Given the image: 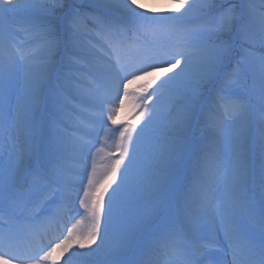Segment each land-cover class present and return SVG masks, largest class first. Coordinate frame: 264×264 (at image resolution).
Masks as SVG:
<instances>
[{
  "label": "snow or ice",
  "instance_id": "snow-or-ice-1",
  "mask_svg": "<svg viewBox=\"0 0 264 264\" xmlns=\"http://www.w3.org/2000/svg\"><path fill=\"white\" fill-rule=\"evenodd\" d=\"M20 11L23 42L6 23ZM162 38L169 58L156 54ZM129 49L139 58L122 59ZM254 102L264 113V0H178L176 12L138 0H0V264H264ZM126 106L135 122L118 126V155L99 175L84 157L81 219L26 255L22 236L38 239L69 207L64 165L82 150L70 122L89 112L111 131ZM210 131L225 135L226 159L206 146Z\"/></svg>",
  "mask_w": 264,
  "mask_h": 264
},
{
  "label": "rangeland",
  "instance_id": "rangeland-1",
  "mask_svg": "<svg viewBox=\"0 0 264 264\" xmlns=\"http://www.w3.org/2000/svg\"><path fill=\"white\" fill-rule=\"evenodd\" d=\"M88 1V0H85ZM73 6H78L77 4L80 3V1L78 0H72ZM84 8V7H82ZM29 15L28 12L25 11H20L14 14H9L8 18H7V27L13 31V34L16 37V40L18 42H23L26 39L25 33L21 28V25L24 21V19ZM257 54H259V50H257ZM161 77H165V74H162ZM83 86L85 88L89 87V80L87 77L84 78L83 80ZM136 87V86H133ZM155 86H153L154 88ZM151 91V89H150ZM122 113L125 115V120L118 122V125L116 126V128H118L119 125L128 123V124H132L135 122V113L129 108V107H125L118 115L121 116ZM83 117V123L80 122H76V123H72L70 122V128L74 129V131H72L70 133V135L72 136V138L76 141V143L78 145L79 142H83L82 145V150H79V154H73V157L77 159V163H80V165H78V168L80 170V176L78 177L77 180V187L75 190V193L72 196L73 201L77 200L76 197V193L79 192V189L81 188V181L84 180V157L87 156V166H88V171L91 170V165L90 163H93V160L91 161V158H95L96 161V166L97 167H105V165H107L108 163L111 162V160H113L118 153L116 152V147L114 148L106 146L104 144V142H102V132H104V128L100 127L99 123L97 120L93 119V117H91L89 112H83L82 114ZM249 121H250V130H249V136L250 138L255 142L257 148L259 146V142L261 139L262 134H264V113L261 112L260 106L259 104H256L255 102L253 103V107L252 110L250 112V117H249ZM109 126H113L111 124H107ZM117 130V129H116ZM89 133V139L84 140L83 137H87L86 133ZM118 134V131H115ZM105 134V133H104ZM8 134L4 133L3 131H0V159L3 160H7V156H8V148H9V142L6 139V136ZM11 135L14 137L15 134L11 133ZM98 141H101V144H99V147H97V143ZM205 144L206 146L215 152L216 156L218 158H220L221 160L226 159L227 155H228V145H227V141H226V137L223 134H217L214 132H208L205 138ZM95 145V146H93ZM102 145V146H101ZM102 148L103 151H99L98 149ZM90 149V151H89ZM111 152L112 156L109 157L108 153ZM70 161L71 158H69L67 156L66 158V163H71ZM64 165V167H65ZM66 172V170L64 169V173ZM210 179H214V177H210ZM222 189L218 186L214 191H213V195H219L220 191ZM79 194L81 195L82 192H79ZM64 214V212H63ZM77 215L79 216L80 214L77 213ZM77 216V218H78ZM75 221H73L72 223H74ZM72 223H68L70 226L72 225ZM90 251V250H89ZM63 264V263H61ZM72 264H79L77 262H74Z\"/></svg>",
  "mask_w": 264,
  "mask_h": 264
},
{
  "label": "bare ground",
  "instance_id": "bare-ground-1",
  "mask_svg": "<svg viewBox=\"0 0 264 264\" xmlns=\"http://www.w3.org/2000/svg\"><path fill=\"white\" fill-rule=\"evenodd\" d=\"M78 1H80V3L77 4L79 7L87 8L88 1H85V0H78ZM45 2L51 4V0H45ZM138 2L146 5L149 8V10H154V11H157V12H176L177 8H178V0H138ZM189 2H191V0H189ZM257 3H258V0H257ZM225 6H227V5H225ZM179 11L183 12L184 9H179ZM177 14H179V13H177ZM198 20H199V18L196 17V16H193V17L189 18V20L187 22L188 26L191 27V26L195 25L196 23H198ZM156 54L161 56L162 58H169V56L171 54V46H170V42L168 41L167 38H162V48L160 50H158ZM120 56H121L122 59L136 60V59L139 58L140 53H138L137 50H135V49H129V50H126V51L122 52L120 54ZM105 59H108V57H105ZM177 71H178V69H177ZM162 74H165V73H158L157 75L161 76ZM147 82H148L147 80H141V81L138 82V84H145ZM153 86H155V85H153ZM249 117H250V115H249ZM124 120H125V115L122 113V115L118 117V122H121V121H124ZM116 126H112L111 127V126L107 125L106 126L107 129H110L111 131H106L105 128H104V132H102V136H103L102 142H104V144L106 146H109V147L113 146L114 148L116 147L117 138H118V134L115 132V131H117L116 130L117 129ZM85 133H86V136H87L86 138H88L89 137V133L88 132H85ZM83 139L85 140V138H83ZM79 144L83 145V142L82 143L79 142ZM99 144H101V141H98L97 147H99ZM73 154H77L78 155L79 154V150H77L74 153H70L68 155V157L71 158L72 161H70L71 162L70 164L66 163V165L64 167V169L66 170V172L64 173V176L70 181V184H71V187H72V190H73L72 195H71V197H70V199L68 201L69 207L67 208V211L70 214L74 213L75 211L82 212V214H83V209L80 208L79 200L77 199L76 201H73V199H72V196L75 193V190H76V187H77L78 177L80 176L79 175L80 174V170L78 168H76V167H78V165H80V163H77L79 161H77V159L73 157ZM90 160L92 161L93 158H91ZM91 164L92 163H90V165ZM91 169H92V165H91ZM103 171H104V167H101V166L97 167V174L98 175L102 174ZM85 183H86V180H85ZM80 196H82V194ZM79 219H81V216H79L77 220H79ZM26 237H27V240L30 239L29 236H26ZM93 247H95V245ZM73 251H77V250L73 249ZM25 254L28 255L29 253L26 252ZM72 262H77V263L81 264V261H80L79 257H74ZM61 263H63V261H61Z\"/></svg>",
  "mask_w": 264,
  "mask_h": 264
}]
</instances>
